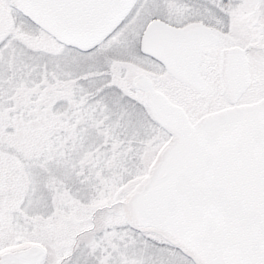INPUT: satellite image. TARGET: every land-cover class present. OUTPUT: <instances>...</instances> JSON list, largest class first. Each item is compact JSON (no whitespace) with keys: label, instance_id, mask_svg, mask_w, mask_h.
<instances>
[{"label":"snow or ice","instance_id":"obj_1","mask_svg":"<svg viewBox=\"0 0 264 264\" xmlns=\"http://www.w3.org/2000/svg\"><path fill=\"white\" fill-rule=\"evenodd\" d=\"M0 264H264V0H0Z\"/></svg>","mask_w":264,"mask_h":264}]
</instances>
